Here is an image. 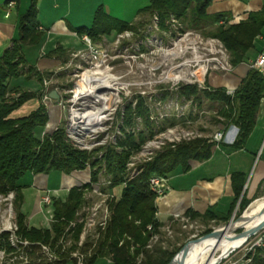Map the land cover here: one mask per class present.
<instances>
[{
	"label": "trees",
	"instance_id": "16d2710c",
	"mask_svg": "<svg viewBox=\"0 0 264 264\" xmlns=\"http://www.w3.org/2000/svg\"><path fill=\"white\" fill-rule=\"evenodd\" d=\"M214 1L150 0L149 6L142 9L140 14L152 17L156 15L162 25L166 20L175 17L189 28L201 31L209 38L220 41L230 55L231 66L237 67L244 63L247 53L254 48L255 40L264 28V12L252 13L246 21L229 25L230 17L209 15L208 9ZM36 4L37 0H34L29 10L21 17L19 38L13 41L12 49L0 58V194L15 193L16 195L17 234L30 243V247L27 248L28 264H77L72 258V253L78 249L83 225L77 224L75 228L70 226L76 221L77 214L84 203V191L91 187L85 185L72 188L65 201L53 199L51 226L37 228L29 225L28 216L22 211L23 190L29 184H22L21 181L27 176L49 175L53 172L71 176L75 172L85 171L88 168L91 170L93 183H97L100 175L103 174L112 182L110 186L112 190L122 188L120 196H115L109 204L112 216L105 230L100 233L99 240L95 243H85L82 249L84 253H89L91 250L85 258V264H96L99 260L108 257H111L113 264H169L181 249L171 253L161 249H156L154 252L151 250L152 241L161 234L163 223L158 218L157 194L150 188V179L154 176L167 178L179 169L188 172L191 170V162L210 160L215 143L206 139L184 142L176 149L167 150L158 155L144 165L134 179L128 180L126 171L131 155L139 150L148 138L154 136L147 118L146 126L151 131L148 136L144 131L138 137L134 133L128 136L126 134L125 139L118 143L120 151L114 147L109 148L102 159H96L92 154L73 147L67 139L64 128H58L52 134H46L43 139H40L37 133L50 121L47 109L42 104V92H30L20 88L17 89L16 96L9 94V84L13 79L22 76H25L26 80L35 78L42 86L46 79V74L29 66L24 54V47L38 44L43 39V34L38 31ZM222 21L224 24H219ZM208 28L211 30L207 31ZM135 30L136 23L130 24L112 19L99 9L92 28L81 29L78 34L81 38L86 35L92 42H97L104 36ZM181 94L195 102H199L203 95L211 102L220 103L221 108L218 113L220 118L227 127L232 125L238 129L237 140L232 147L240 150L245 147L257 125L264 100V73L251 68L233 95L228 94L226 89L200 90L196 86L184 88ZM32 100H38L39 107L21 117H15V114ZM141 115L144 116L143 113ZM128 123H130L127 124L128 126L131 125V121ZM232 177L235 199L229 213L223 218L227 222L232 217L240 199L242 211L253 202L247 198L246 194L242 196L246 175L234 173ZM188 216L193 219L219 218L211 212L203 216L189 212ZM69 233H72L73 244L65 249ZM8 246L14 251L9 243ZM42 246L56 249L58 260L50 262L43 255ZM88 246L92 249L89 250ZM194 246L196 245L187 248ZM155 252L158 255L155 256ZM187 252L178 254L177 260ZM250 256L248 259H251ZM252 264H264V249L256 248Z\"/></svg>",
	"mask_w": 264,
	"mask_h": 264
},
{
	"label": "rangeland",
	"instance_id": "374dc122",
	"mask_svg": "<svg viewBox=\"0 0 264 264\" xmlns=\"http://www.w3.org/2000/svg\"><path fill=\"white\" fill-rule=\"evenodd\" d=\"M140 4L144 7L146 1H142ZM130 7L126 16L122 14L120 17L128 22L130 19L132 20V16L137 10H135L136 6ZM210 30L211 28H208L207 31ZM84 37L82 38L83 48L81 51L72 53L67 63L53 70L45 71L46 79L42 87L36 79H32V83H30V88L40 89L42 92V104L46 107L50 118L48 125L37 133L40 139H43L46 134H52L58 128H64L67 139L73 147L92 154L96 159H102L109 148L114 147L120 151L118 143L125 139L126 134L128 136L134 133L138 137L144 131L148 136L151 131L146 126L147 118L152 126L154 136L148 138L141 148L131 155L127 164V179L134 177L143 169L144 165L154 160L161 153L176 149L178 145L184 142L206 139L209 142L218 143L219 149L225 151L223 145L227 143L228 137L235 131V127L232 125L227 127L220 118L218 113L221 104L211 102L203 95H201L199 102H195L181 94L182 90L188 86L199 88L195 84L196 78L193 77V74L198 73V71L202 74L201 67H206L207 70L200 77L204 82L202 90L211 88L209 84L211 77H231L234 74L235 69L230 64V55L220 41L209 38L201 31L189 28L175 17L166 20L162 25L158 16L152 17L147 14L143 15L140 21L136 23L135 31L104 36L97 42H92L89 38L92 49ZM96 71L107 72L116 86L114 90L101 91V95L108 99L111 98V101L108 110L100 119L98 129L91 132L85 130L88 128L87 122L74 120V112L82 114L92 110V107L87 106V102H92L93 99H85L77 102L78 104L74 100L83 74ZM22 77L25 78V76ZM17 85L20 87H16ZM25 85L23 81L11 80L9 84L10 96H16L17 89H29ZM53 91L59 95V100L51 98L50 95ZM24 107L25 105L15 114V117H21L28 113V108ZM142 113L144 116L141 115ZM130 121L131 125L128 126ZM219 134H223L221 140H217ZM263 135L256 136L248 145L251 152L257 153L262 148ZM152 143H154L153 146H151ZM212 173L213 171L203 170V174ZM45 176L44 181L37 182L40 186L37 188L34 186L36 176H27L21 181L22 184H29L23 190L22 211L25 214H33L36 190L40 193L38 205L42 207L41 212L48 216L47 210L51 209V206L45 204L43 198L48 196L52 200L54 197L62 198L66 190L89 185L91 189L88 188L84 191V203L75 221L78 225H83L84 228V223H79V220L86 223L91 218L90 215H92L95 207L103 202H105L104 206L109 207L112 200L106 195L112 191L111 188H108L110 179L103 174L100 175L102 194L92 191L94 187L88 184L89 181L92 182L90 168L75 172L71 176L56 172ZM170 179L173 182L174 176H171ZM32 186L34 187L32 188ZM121 188L113 190L116 197L120 196ZM249 197L253 199V202L242 211L240 199L228 222L220 218L209 220L193 219L189 216L175 219L160 217L159 220L163 223V227L161 234L153 239L151 250L154 252L156 249H161L171 253L181 249L176 256L184 252L185 248L193 242L242 217L256 200L264 197V184L260 188L251 184ZM15 203V193L0 194V264H28L29 260L27 248L30 247V243L17 234L18 230L15 235L9 232L11 226L17 225L18 227ZM98 214L97 219H95L96 224L89 228L90 232L87 234L85 243L97 242L100 237L95 240L94 236L102 232L97 223L105 219H108V223L112 216L110 207L107 214L104 210ZM44 220L46 222V218ZM47 223L51 226V222ZM29 225L32 226L30 220ZM72 227L71 225L70 228ZM241 234L242 231H237L232 239L239 238ZM68 235L65 249L70 248L73 244L72 233ZM12 237L15 246L12 244ZM27 242L29 245L24 246L23 244ZM8 243L14 251L8 248ZM90 247L87 248L90 250L92 249ZM257 247L264 249V230L257 232L244 247L232 252L229 256L226 254L221 258L215 257L211 264H252ZM82 249L83 247L78 246L76 251H82ZM53 252H56V249ZM156 255L158 254L155 252ZM249 256L251 259H248ZM97 264L113 263L111 257H108L99 260Z\"/></svg>",
	"mask_w": 264,
	"mask_h": 264
},
{
	"label": "crops",
	"instance_id": "0c3cea01",
	"mask_svg": "<svg viewBox=\"0 0 264 264\" xmlns=\"http://www.w3.org/2000/svg\"><path fill=\"white\" fill-rule=\"evenodd\" d=\"M33 1L18 0L10 17L6 18L8 0H0V58L12 49L13 41L19 38L21 17L29 10ZM142 1H146L144 7L140 4ZM149 4L150 0H37L38 31L43 34V39L38 44L24 47V54L29 66L45 74V71L53 70L67 63L72 53L79 52L83 48V39L78 34L79 30L92 28L99 9H102L105 15L112 19L134 24L140 21L143 16L140 11L148 7ZM129 6H136L135 10H137L132 16V20L130 19L128 22L120 17L122 14L126 16ZM262 12H264V0H215L208 9L210 16L230 17L229 25L239 24L246 21L252 13ZM254 45V48L247 53L244 63L233 67L235 70L231 77L214 76L209 79L212 89H226L229 92L239 88L251 69V62L264 52V28L256 38ZM13 80L23 81L26 88L29 87L27 90L30 92L40 91V89L30 88L32 79L26 80V78L20 77ZM16 87H20V85ZM39 105L38 100H32L25 104V107L30 113L36 110ZM263 134L264 100L259 111L257 125L243 149L236 150L232 147L237 140V133L233 139L231 136L228 137L227 143L223 145L225 151L219 149V144L215 143L210 160L193 161L195 165L191 162L190 171L183 172L179 169L180 171L177 170L167 177V189L164 195L157 196L156 199L158 218L171 217L175 219L188 216L189 212L203 216L211 212L223 219L229 213L235 199L232 177L234 173L246 175L242 196L246 194L248 199L253 200L249 197V186L252 184L260 188L264 181V138H261L263 140L262 148L257 153L251 152L248 145L256 136ZM205 169L213 171V173L203 174ZM171 176H174L173 182L170 179ZM36 177L34 186L37 188L40 187L37 182L41 183L46 176L37 175ZM34 190L36 189L34 188ZM70 190H66L62 198L54 197V199L65 201ZM39 194L36 190L33 214H27L28 221L30 220L33 227L49 228L47 215L42 214V207L38 205ZM50 208L47 213L53 212L52 206ZM45 218L46 222H44Z\"/></svg>",
	"mask_w": 264,
	"mask_h": 264
},
{
	"label": "bare ground",
	"instance_id": "6f19581e",
	"mask_svg": "<svg viewBox=\"0 0 264 264\" xmlns=\"http://www.w3.org/2000/svg\"><path fill=\"white\" fill-rule=\"evenodd\" d=\"M203 69L205 70L206 67H203ZM115 86L116 84L113 83L111 76L107 72L84 73L82 81L76 90L74 102L93 99L92 102H87V106L92 107V110L82 114L75 111L74 120L87 122L88 128L85 130L95 132L100 125L102 115L108 110V105L111 101V98L103 97L101 91L114 90ZM236 132L237 130L235 129L230 135L232 139L235 137ZM260 226H264V197L254 202L239 219L217 229L213 235L193 242L188 247L196 246L186 249L185 251L188 252L178 261L176 260L181 253L177 255L171 264H211L215 257L221 258L244 247L257 232L264 230L263 227L256 231ZM237 231H242L241 236L232 239Z\"/></svg>",
	"mask_w": 264,
	"mask_h": 264
},
{
	"label": "built area",
	"instance_id": "2783aa9c",
	"mask_svg": "<svg viewBox=\"0 0 264 264\" xmlns=\"http://www.w3.org/2000/svg\"><path fill=\"white\" fill-rule=\"evenodd\" d=\"M17 3H18V0H8L7 5H6L7 6L6 18L10 17L12 9L14 7H16ZM222 24H224V22H222ZM84 40L86 42H88L90 44V47H91V41H90V39L87 36L84 37ZM91 49H92V47H91ZM251 68L257 69L261 73H264V52L260 53L259 56L257 57V59L255 61L251 62ZM201 69H202V74H200V72L198 71V73L193 74V77L196 78L195 84L198 85L200 89H203L204 88L203 87L204 82H203V80H201L200 77H202V75H204L207 72V70L206 69L204 70L203 67H201ZM228 94L233 95L234 91H229ZM222 137H223V134H219L217 136V140H221ZM153 145H154V143L151 144V146H153ZM138 174L139 173H137L136 175H134V177H132V178H130L128 180L134 179ZM167 182H168V179L166 177L154 176V177H152L150 179V188H151V190L154 193L157 194V196H162V195H164V193H165V191L167 189ZM88 184H90V185H92L94 187L92 189V191L94 193H98L100 195L102 194L101 189H103V188H101V186H100L101 185L100 179H99V181L97 183H93V182L89 181ZM108 185H109L108 188H110V186L112 185V182L110 180L108 181ZM106 195L108 196V198H112V199L115 197V195L113 193V190L109 191ZM43 201L48 206H52L53 200L51 199L50 196L43 198ZM104 204H105V202H103L101 205H98L97 207H95L93 209V213H92V215H90L91 218H89L90 220L88 219L89 221L87 220L86 223L83 222L82 220H79L80 222L78 221L79 223H84L83 232H82L81 237H80L79 247H84L85 240H87V234L90 232L89 228L93 227L94 224H96L95 219H97V217L99 215L98 213L101 210H104L106 212V214L108 213V208L109 207L107 205L104 206ZM47 214H48L47 222H51L52 223V221H53V212H48ZM106 218H107V216H106ZM107 220L108 219H105L104 221H101V222L97 223V224H99L98 227H99L100 231L105 230L106 225H107ZM71 225L73 227H75L77 225V222H74ZM17 230H18L17 225H15V227L11 226L9 228V232L13 233L14 235H15ZM149 230H151V227H149ZM99 236H100V233L98 235L94 236L95 237L94 239L95 240L98 239ZM12 244L15 246V242H14V238L13 237H12ZM23 245L27 246V245H29V243L27 242V243H24ZM42 252H43V255L50 262L56 261L59 258L58 255L56 254V252H53V250L50 247H48V246H42ZM90 253H91V250L89 251V253H84L81 250H78V251H75V252L72 253V258L74 260H76L77 264H85V258Z\"/></svg>",
	"mask_w": 264,
	"mask_h": 264
},
{
	"label": "water",
	"instance_id": "95a60500",
	"mask_svg": "<svg viewBox=\"0 0 264 264\" xmlns=\"http://www.w3.org/2000/svg\"><path fill=\"white\" fill-rule=\"evenodd\" d=\"M51 98H53V99H55V100H59L60 99V97H59V95L55 92V91H53L52 93H51ZM236 130H237V133H238V129L237 128H235ZM264 226H260V227H258L257 228V230L256 231H259L260 229H262ZM214 234V232H212V233H210L209 235H207V236H211V235H213ZM231 253H229L228 254V256L230 255Z\"/></svg>",
	"mask_w": 264,
	"mask_h": 264
}]
</instances>
